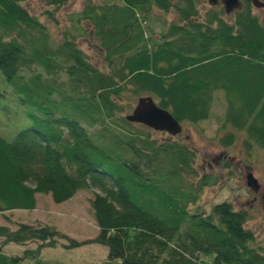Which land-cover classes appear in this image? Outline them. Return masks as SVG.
Masks as SVG:
<instances>
[{"label":"trees","instance_id":"trees-1","mask_svg":"<svg viewBox=\"0 0 264 264\" xmlns=\"http://www.w3.org/2000/svg\"><path fill=\"white\" fill-rule=\"evenodd\" d=\"M23 1L0 0V73L26 81L19 101L29 121L10 141L0 138L2 219L32 210L36 194L60 204L92 187L101 192L89 200L92 242L106 248L104 264H264L245 211L228 202L207 214L194 206L211 181L192 168L194 154L174 139L151 140L149 129L122 115L150 96L178 123L194 125L208 119L219 92L220 145L243 133L245 151L264 152V26L248 4L226 22L215 9L200 17L198 0H85L54 40ZM39 1L56 9L67 0ZM154 10L173 19L146 36L142 24ZM81 36L98 63L78 47ZM32 66L65 81L33 75ZM0 239V264L37 262L60 239L65 248L88 243L38 223L0 226ZM26 243L35 248L21 257L1 251Z\"/></svg>","mask_w":264,"mask_h":264},{"label":"rangeland","instance_id":"rangeland-1","mask_svg":"<svg viewBox=\"0 0 264 264\" xmlns=\"http://www.w3.org/2000/svg\"><path fill=\"white\" fill-rule=\"evenodd\" d=\"M84 2L85 0H67L62 6L55 9L39 0H24L22 6L44 25L54 40H57L60 32L69 26L68 15L78 12ZM92 2L98 3L99 1L92 0ZM109 3H117V1ZM197 9L200 17L209 11L207 0H198ZM46 12H49L50 16L46 15ZM152 12L151 16L142 24L146 36L148 29L157 33L162 24H167L173 19L172 14L164 15L155 10ZM252 14L264 26V10L252 9ZM220 17L226 22L231 20V17L222 14ZM82 26L85 28V24ZM86 30L88 31L89 27H86ZM77 45L87 55L90 62H99L100 56L96 51L89 48L93 42L88 36L87 38L81 36ZM30 70L33 75L40 74L43 79L51 77L58 81H65L64 76L56 74L47 76L43 70L35 66H32ZM20 74L24 77L30 76V73L23 71ZM22 81L26 82L21 79L7 82L0 73V138L7 142L17 132L29 125L26 117L27 108L19 101V87L23 84ZM134 102L135 99L130 108H126L122 115L130 113ZM223 110V98L218 92L213 96L208 119L194 125L185 122L180 123L181 133L170 139H174L192 152L194 154L192 168L198 176L205 174L211 180L208 186L201 189L194 206L203 214H207L213 205L228 202L234 210L245 211L248 220L244 226L253 232L255 245L264 250V209L259 204L251 206L245 203L252 195L250 189L245 186L247 173H251L257 180L260 187L259 193H264V152L255 145L250 148L249 152L245 151L241 143L243 133L236 134V139L231 146L223 148L220 145L219 140L225 134L219 127ZM228 130L230 131V129ZM147 132L150 139L155 142L165 141L168 138L162 132L151 130ZM220 153L230 159L229 163L227 160L223 164L212 163ZM208 163L210 168L206 165ZM203 169L204 171H201ZM189 180L196 182L198 177L195 180L193 178H189ZM93 194L101 195V192L88 187L77 191L72 198L60 204H53L48 195L36 194L34 196L35 205L32 210L7 212L4 216L8 218V221H4L0 215V226L8 227L10 230H14L17 223H38L52 226L56 231L76 242L88 241L87 244L78 247L65 248L62 245H67V241L60 239L55 247L42 249L38 254L37 262L32 259H23L18 264H104L106 248L92 242L98 233L89 206V200L93 198ZM34 248V243L7 244L2 247L1 251L8 256L21 257L25 250H33Z\"/></svg>","mask_w":264,"mask_h":264},{"label":"water","instance_id":"water-1","mask_svg":"<svg viewBox=\"0 0 264 264\" xmlns=\"http://www.w3.org/2000/svg\"><path fill=\"white\" fill-rule=\"evenodd\" d=\"M248 1L255 9L264 8V2ZM208 2L212 5L211 2L215 0H208ZM222 5L224 12L228 14L238 8L239 2L238 0H225ZM124 120L131 124L144 126L154 132H164L169 137H174L181 131L179 123L167 111L159 108L150 96L138 98L130 113L124 116ZM245 186L253 193L258 189L256 180L250 173L245 175Z\"/></svg>","mask_w":264,"mask_h":264},{"label":"flooded vegetation","instance_id":"flooded-vegetation-1","mask_svg":"<svg viewBox=\"0 0 264 264\" xmlns=\"http://www.w3.org/2000/svg\"><path fill=\"white\" fill-rule=\"evenodd\" d=\"M223 1H225V0H215V2H211V4H212V6H209V8L210 9H215V10H218V11H221V13L224 15V12H223V6H222V2ZM242 1H244V2H246L247 4H248V6H249V10L251 11V13H252V6L250 5V3H249V1L248 0H238V2H239V8H237L236 10H238V9H240L241 7H242ZM258 1H260V2H264V0H258ZM209 2H208V0H207V4H208ZM260 9H262V10H264V8H260ZM236 10H233L229 15H225V16H227V17H231L232 16V14L236 11ZM168 140H169V138H168ZM227 160V163H229V161H230V159H228L227 158V156L226 155H224V154H222V153H220V154H218L217 155V157L215 158V160H213V162L212 163H214V164H216V165H218L219 163H221V164H223V163H225V161ZM207 165V167L208 168H210V165H209V163L208 164H206ZM201 171H204V169L203 170H201ZM257 187H258V189H257V191L255 192V193H252V195H251V197H250V199L248 200V202H245L246 204H249V205H253V206H257L258 204L259 205H261L262 206V208L264 209V193L263 192H260L259 193V189H260V187H259V184H258V182H257ZM263 191H264V188H263ZM259 193V194H258Z\"/></svg>","mask_w":264,"mask_h":264}]
</instances>
